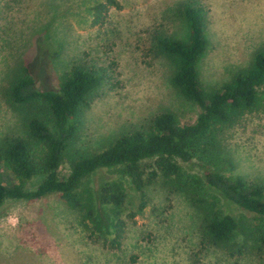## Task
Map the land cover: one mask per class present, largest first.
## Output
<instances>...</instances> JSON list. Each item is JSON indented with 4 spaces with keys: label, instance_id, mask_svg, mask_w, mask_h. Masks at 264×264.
Instances as JSON below:
<instances>
[{
    "label": "rangeland",
    "instance_id": "1",
    "mask_svg": "<svg viewBox=\"0 0 264 264\" xmlns=\"http://www.w3.org/2000/svg\"><path fill=\"white\" fill-rule=\"evenodd\" d=\"M99 1L0 0V146L6 136L27 137L21 113L3 94L23 64L39 89H56L75 64L110 72L112 78L85 111L84 127L73 146L80 151H100L161 111L174 112L181 124L196 119L200 107L173 87L174 65L159 52L156 41L159 33L188 39L181 11L185 0H117L120 7L112 6L105 22L92 26L91 8ZM200 1L206 9L207 46L198 73L203 90L210 92L247 67L255 50L264 49V0ZM220 145L224 161L215 168L221 173L264 180V112H245L221 133ZM151 163L144 166L147 176ZM178 163L184 172L202 176L197 160ZM58 170L65 176L68 161ZM0 173L5 184L19 181L4 163ZM42 179L40 174L25 179L24 188L35 189ZM111 179L125 182L135 209L140 194L116 170L98 171L83 184L97 188ZM144 191L146 205L128 223L117 249L89 239L80 212L69 209L57 193L33 200L5 199L0 206V264H264V254L253 252L240 229L227 247L205 238L200 212L161 176ZM218 205L239 221L255 223L252 213L221 195Z\"/></svg>",
    "mask_w": 264,
    "mask_h": 264
},
{
    "label": "trees",
    "instance_id": "2",
    "mask_svg": "<svg viewBox=\"0 0 264 264\" xmlns=\"http://www.w3.org/2000/svg\"><path fill=\"white\" fill-rule=\"evenodd\" d=\"M112 6L120 4L117 0L96 2L91 8V25L103 24ZM181 11L188 39L159 33L156 41L159 52L174 65L170 78L173 87L200 107L196 119L181 124L174 112L161 111L145 126L120 133L100 151H80L73 146L84 127L85 111L101 85L112 78L110 72L104 67L75 64L56 89H39L29 66L23 64L3 89L6 102L22 115L27 137L2 139L0 164L4 163L19 181L5 184L0 173V206L7 198L33 200L57 193L69 209L80 212L89 239L117 249L128 223L146 205L145 186L161 176L200 212L203 235L211 243L227 247L240 229L251 241L253 252L264 254V180L225 176L215 168L224 161L221 133L233 127L245 112H264V49L255 50L247 67L237 70L221 87L205 92L198 73L207 46L205 5L200 0H185ZM178 159L197 160L202 176L184 172ZM63 160L68 161L69 171L62 177L58 169ZM147 161L153 166L148 176L144 169ZM103 169L116 170L139 192L135 209L130 207L132 202L121 179L104 181L97 188L83 184L85 178ZM37 174L43 179L36 188L25 189L23 181ZM220 195L252 213L255 223L223 212L218 205Z\"/></svg>",
    "mask_w": 264,
    "mask_h": 264
}]
</instances>
